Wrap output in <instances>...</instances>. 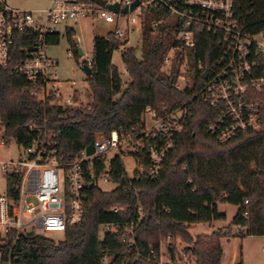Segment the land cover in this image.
Returning <instances> with one entry per match:
<instances>
[{"label":"trees","instance_id":"16d2710c","mask_svg":"<svg viewBox=\"0 0 264 264\" xmlns=\"http://www.w3.org/2000/svg\"><path fill=\"white\" fill-rule=\"evenodd\" d=\"M234 10L244 33L264 31V0H235ZM148 23L142 59L135 48L127 47L113 32L107 38L94 36L93 76L87 77L91 98L87 104L52 106L53 98L40 101L33 95L26 77L0 69V138L3 132L5 139L13 138L19 146L31 144L34 133L27 125L32 123L37 127L48 125L57 134L61 154L77 156L86 151L92 155L98 136L109 137L121 128L129 133L140 131L147 107L164 113L183 110V131L175 136V148L156 178L134 181L130 187L124 161L116 156L111 175L120 186L104 192L93 185L104 168V162L98 161L95 179H88L81 223L68 229L57 242L44 235L23 234L14 245V235H10L0 243V264H103L105 255L111 257L109 264H160L161 243L168 238L185 245L180 252L177 245L169 244V258L175 264H222L220 241L222 237H233L232 227L228 233L220 230L196 238L190 233L196 224L226 220V214L219 212L220 202L239 207L231 222L241 229L237 236H264V121L258 130L221 143L208 131L218 111L194 98L202 81L197 63L201 60L209 67L216 61L222 53L219 41L223 34L199 33L193 87L181 92L175 87L179 70L174 68L171 75L161 70L171 39L164 31L157 37L149 35ZM65 34L79 58L77 39L74 42L70 31ZM47 38L48 46H57L61 41L58 33ZM117 50H121L128 82L113 65ZM134 157L148 171V157ZM6 178L7 192L18 197L15 186L22 178ZM126 186L129 190L124 193ZM138 204L142 214L135 210ZM115 207L121 211L112 213ZM120 223H134L137 250L132 251L123 236L101 237L100 226ZM128 227L121 225L123 229Z\"/></svg>","mask_w":264,"mask_h":264},{"label":"built area","instance_id":"2783aa9c","mask_svg":"<svg viewBox=\"0 0 264 264\" xmlns=\"http://www.w3.org/2000/svg\"><path fill=\"white\" fill-rule=\"evenodd\" d=\"M98 1L105 2L106 6L118 4L119 13L109 11ZM137 1L140 4L131 10ZM51 3L48 8L34 12L14 9L7 1L0 0V69L26 77L31 84L30 91L40 101L53 98L52 106L77 105L75 98H63L62 83L56 71L58 63L47 54V36L56 34L58 26L68 22L79 24L84 20L112 24L111 32L128 44L136 31L144 37L145 25L149 22V35L157 37L164 31L171 39L172 45L161 70L168 75L174 68L179 70L175 87L181 92L193 87L192 68L196 63L199 33L223 34L219 41L221 55L209 67L201 60L196 67L202 81L194 98L218 111L208 126L210 134L221 143H227L240 134L258 130L263 124L264 31L244 33L240 29L235 0H52ZM127 8L125 15L122 10ZM121 16L128 20L125 29L119 19ZM67 31L74 34L69 28ZM24 42L27 43L20 45ZM79 44L78 38L77 52ZM82 57L87 60L79 63L80 68L83 70L85 65L92 68L93 58L84 53ZM182 117L183 110L164 113L147 107L141 117L140 131L129 133L121 128L109 137L98 136L92 155L82 151L77 156L59 152L58 136L48 125L37 127L28 123L34 133L31 144L20 146L18 160L0 163V173L22 178L15 186L18 197L9 192L0 195V243L14 235L15 245L21 235L28 236L30 232L35 236L38 231L44 236L64 235L68 229L79 225L85 215L88 179H95L98 161L104 162V168L95 179L96 187L100 183L120 186L111 175V164L116 156L123 161L125 156L134 158L132 174L126 171L130 187L134 181L156 178L167 155L175 148V136L183 131ZM3 135L1 132L0 144L7 146L9 140ZM135 154L148 157V171L138 163ZM128 188H124V193ZM135 210L139 214L143 212L139 204ZM120 211L118 207L111 209L112 213ZM121 225L130 227L123 229ZM100 228L101 234L123 236L132 251L138 249L134 223L104 224ZM110 259L105 255L102 263L109 264ZM160 264L163 263L160 261ZM168 264L175 263L169 258Z\"/></svg>","mask_w":264,"mask_h":264},{"label":"rangeland","instance_id":"374dc122","mask_svg":"<svg viewBox=\"0 0 264 264\" xmlns=\"http://www.w3.org/2000/svg\"><path fill=\"white\" fill-rule=\"evenodd\" d=\"M7 1L9 5H11L14 9L23 11H34L38 12L43 9L48 8L52 3V0H4ZM121 25L122 28L125 29L127 25L126 16H121ZM67 28L74 31V42L79 38L80 44L79 47L83 51L84 54L88 55L91 59L93 58V43L94 36L107 38L108 34L114 29V25H106L100 21L91 22L89 20H84L79 24H74L73 22L63 23L56 29L57 33L60 34L61 41L59 45H49L47 48V54L52 59L57 61L58 65L56 68L57 73H59V81H61V91L63 94V98H75V102L77 105L79 104H87L91 98V90L89 89L87 83V76L85 72L80 68L79 63L86 62L87 58L79 57L76 59V55H74L73 50L71 48V44L69 38L66 36ZM133 38L126 45L127 47H133L136 49V53L140 59L143 58V36L140 32L136 31L132 35ZM73 55V57L70 56ZM113 65L118 69V71L122 75V79L124 82L129 81V77L125 75V67L122 61L121 50L114 51L113 53ZM21 148L16 143L15 139L10 138L8 145L3 146L0 144V163L9 162L10 160H18ZM124 165L126 171L129 175L132 174V170L134 168V158L125 156ZM99 188L104 192H111L115 189L116 185L112 184H104L100 183ZM7 178L6 175L0 173V195H5L7 193ZM30 201L34 202V199ZM219 212L226 214V220H222L220 222L203 223L196 224L190 229L191 235L196 238L202 235H211L215 232L220 231L223 227V232L225 230H230L229 227H232L231 234H236L238 232V228L234 227L231 222L235 215L237 214L239 207L232 206L225 202H220L218 204ZM222 231V230H221ZM40 231H38V235H42ZM104 234H101L103 237ZM45 237L52 238L54 241H60L63 239L62 233H51ZM241 237V236H240ZM233 241H231V247L234 248V245L237 243L235 240L237 237H230ZM243 244H240L241 253L243 254V259H245V264H264V236H255L248 237L244 236ZM222 242L227 243L225 238L222 237ZM173 243L178 246V250L182 252L185 249V245L180 242L178 239H170L163 241L162 244V253L161 262L163 264L169 263V255H168V247L169 244ZM0 261H1V252H0ZM242 262V261H241ZM190 264H195V262H191Z\"/></svg>","mask_w":264,"mask_h":264},{"label":"crops","instance_id":"0c3cea01","mask_svg":"<svg viewBox=\"0 0 264 264\" xmlns=\"http://www.w3.org/2000/svg\"><path fill=\"white\" fill-rule=\"evenodd\" d=\"M127 73L128 72L125 70V75L128 76ZM237 235L238 232L236 234L233 233V237L234 236L237 237V239L235 240L237 243L234 245V248L231 247V241L233 240L230 237H224L227 242L225 244L224 242H222L221 239L220 242L222 243V248H223L222 264H245V259H243V254L241 253V248H240V244L241 243L243 244L242 241L243 238Z\"/></svg>","mask_w":264,"mask_h":264},{"label":"water","instance_id":"95a60500","mask_svg":"<svg viewBox=\"0 0 264 264\" xmlns=\"http://www.w3.org/2000/svg\"><path fill=\"white\" fill-rule=\"evenodd\" d=\"M98 2H99L102 6H105L109 11L111 10V11H113V12H115V13H119V11H120V10H119V6H118V4L106 6V3H105V2H102V1H98ZM139 4H140L139 1H137L136 3H134V4L132 5V7H131V10H134ZM122 13L126 15V14L128 13V8L122 10ZM78 55H79L80 57L83 56V51L81 50V48H78ZM83 72H85V74H86V76H87L88 78H90V77L93 76L92 69H91L89 66H87V65H85V66L83 67ZM29 236H30V237H34V236H35V233H34V232H30V233L28 234V237H29Z\"/></svg>","mask_w":264,"mask_h":264}]
</instances>
